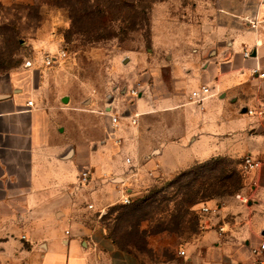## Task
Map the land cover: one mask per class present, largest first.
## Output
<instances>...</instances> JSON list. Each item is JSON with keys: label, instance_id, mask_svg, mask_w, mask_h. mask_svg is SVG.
Masks as SVG:
<instances>
[{"label": "crops", "instance_id": "obj_1", "mask_svg": "<svg viewBox=\"0 0 264 264\" xmlns=\"http://www.w3.org/2000/svg\"><path fill=\"white\" fill-rule=\"evenodd\" d=\"M217 2L208 42L167 62L157 55L134 58L128 87L95 95L90 109L47 94L49 72L41 63L11 73L0 87V253L25 245L41 253V264L175 263V233L158 234L159 243L148 245L155 254L150 260L117 241L110 210L129 206L126 197L132 205L155 180L229 158L246 177L239 193L249 202L207 203L211 212L201 219L199 237L187 244V259L264 260V253H252L264 241V79L253 74L264 70V0ZM255 17L253 30L243 19ZM202 86L211 88V96L200 105L191 94ZM249 154L262 168L245 173L242 160ZM85 171L90 180L82 185ZM167 250L162 261L158 254Z\"/></svg>", "mask_w": 264, "mask_h": 264}, {"label": "rangeland", "instance_id": "obj_2", "mask_svg": "<svg viewBox=\"0 0 264 264\" xmlns=\"http://www.w3.org/2000/svg\"><path fill=\"white\" fill-rule=\"evenodd\" d=\"M217 5V0H32L9 6L0 1V87L27 62L41 63L49 72L44 84L47 94L90 109L95 95L128 87V67L134 58L157 55L167 62L172 54H186L208 42ZM93 12L106 14L108 20L93 23ZM243 21L253 30L251 23L259 22L256 17ZM47 57L55 61L48 68L43 65ZM201 166L199 180L213 178L220 168L228 170L226 176L231 179L241 178L242 184L246 179L237 162L229 158L212 159ZM188 170L155 180L132 205L110 210L117 218L112 231L123 247L139 250L152 260L155 254L148 245L159 243V233L171 231L176 234L178 252L172 264H193L179 252H190L187 244L201 234L202 207L212 201H232L236 194L205 200L193 177L183 176ZM158 255L164 261L169 252ZM40 262L41 253L25 245L0 253V264Z\"/></svg>", "mask_w": 264, "mask_h": 264}, {"label": "built area", "instance_id": "obj_3", "mask_svg": "<svg viewBox=\"0 0 264 264\" xmlns=\"http://www.w3.org/2000/svg\"><path fill=\"white\" fill-rule=\"evenodd\" d=\"M259 22H252L251 25L254 29H257V26H258ZM251 56V52L250 51H245L244 52V57L245 58H249ZM54 58L53 57H47L46 61L44 62L45 66L46 67H51L54 63ZM30 61L27 62L28 65H30ZM253 74H256L259 78L261 79H264V70H261L260 68H256L254 71H253ZM132 95L133 96H138L139 95V91L138 90H135L133 89L132 91ZM211 96V88L208 87V86H202L200 89L198 90H195L194 92H192L191 94V99L193 102L195 103H198L200 105H202L209 97ZM33 100H30L28 102V106L29 107H33ZM249 114H253L252 111H248ZM112 122L114 124H117L118 123V118L116 117H112ZM134 123H136V120L133 121ZM126 162L128 164L131 163V159L127 158ZM262 168V162L260 159H258L257 157H254L253 155L249 154V155H246L243 160H242V170L245 172V173H249V172H253V171H257L259 169ZM90 180V173L89 171H85L81 174L80 176V183L82 185L84 184H88ZM235 198L239 201H241L242 203H245L247 204L249 202V199L245 196H243L241 193H237L235 195ZM132 203V200L129 198V197H126L124 200H123V204L125 205H130ZM211 212V209L204 205L201 209V213L203 215L207 214V213H210ZM221 231H223V229H221ZM252 253L257 255V256H262L263 253H264V241L261 242L260 246L258 248H253L252 249ZM179 254L181 256H185L186 255V252L185 250H180ZM252 264H264V260L263 259H259L255 262H253Z\"/></svg>", "mask_w": 264, "mask_h": 264}, {"label": "trees", "instance_id": "obj_4", "mask_svg": "<svg viewBox=\"0 0 264 264\" xmlns=\"http://www.w3.org/2000/svg\"><path fill=\"white\" fill-rule=\"evenodd\" d=\"M107 14H110L107 12ZM108 20V17L106 14H97L96 12H93V23H101L104 24ZM208 164V163H207ZM210 165V164H209ZM205 166V165H204ZM204 166L196 165L193 168L189 169L188 171L183 174L185 177H193L194 184L196 186H199L202 188V192H204L205 200H211L214 198H220L223 197V195H229L232 196L239 192H241L243 188V184L241 183L240 179H231L230 177L226 176V172L228 170L220 168L217 170L218 172L216 173V176L213 178H203L200 177L201 180H199V176L197 174V171L199 169L204 168ZM217 168V166H216ZM201 191V189H200ZM190 195L188 196L187 200V205L190 206L191 204L193 205V201H190L189 199ZM201 201H205L203 198H201ZM200 201V202H201ZM195 205V203H194Z\"/></svg>", "mask_w": 264, "mask_h": 264}]
</instances>
